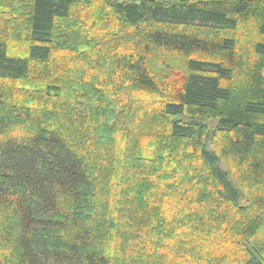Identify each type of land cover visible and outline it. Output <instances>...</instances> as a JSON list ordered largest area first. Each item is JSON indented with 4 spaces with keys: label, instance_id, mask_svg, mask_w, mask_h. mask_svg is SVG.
<instances>
[{
    "label": "trees",
    "instance_id": "1",
    "mask_svg": "<svg viewBox=\"0 0 264 264\" xmlns=\"http://www.w3.org/2000/svg\"><path fill=\"white\" fill-rule=\"evenodd\" d=\"M263 70L264 0H0V264H264Z\"/></svg>",
    "mask_w": 264,
    "mask_h": 264
},
{
    "label": "rangeland",
    "instance_id": "2",
    "mask_svg": "<svg viewBox=\"0 0 264 264\" xmlns=\"http://www.w3.org/2000/svg\"><path fill=\"white\" fill-rule=\"evenodd\" d=\"M9 54H12L11 51ZM17 55H22V51H17ZM264 71V70H263ZM215 123H209L210 128H213ZM262 220L264 222V212L262 213ZM264 243V227L259 231V233L250 240V244L254 247L257 245H262Z\"/></svg>",
    "mask_w": 264,
    "mask_h": 264
},
{
    "label": "built area",
    "instance_id": "3",
    "mask_svg": "<svg viewBox=\"0 0 264 264\" xmlns=\"http://www.w3.org/2000/svg\"><path fill=\"white\" fill-rule=\"evenodd\" d=\"M164 1H173V0H164ZM177 1H194V0H177Z\"/></svg>",
    "mask_w": 264,
    "mask_h": 264
},
{
    "label": "crops",
    "instance_id": "4",
    "mask_svg": "<svg viewBox=\"0 0 264 264\" xmlns=\"http://www.w3.org/2000/svg\"><path fill=\"white\" fill-rule=\"evenodd\" d=\"M263 77H264V71H263Z\"/></svg>",
    "mask_w": 264,
    "mask_h": 264
}]
</instances>
